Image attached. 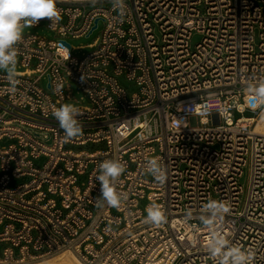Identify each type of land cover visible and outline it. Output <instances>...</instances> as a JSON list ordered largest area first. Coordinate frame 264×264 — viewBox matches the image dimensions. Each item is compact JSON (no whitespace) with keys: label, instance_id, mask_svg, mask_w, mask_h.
Here are the masks:
<instances>
[{"label":"built area","instance_id":"2783aa9c","mask_svg":"<svg viewBox=\"0 0 264 264\" xmlns=\"http://www.w3.org/2000/svg\"><path fill=\"white\" fill-rule=\"evenodd\" d=\"M125 2L120 16L110 0H57L59 21L33 26L54 37L28 32L16 45L15 88L0 72V264L65 251L82 264H220L214 236L226 241L222 251L240 248L264 264V135L253 131L264 109L254 95L264 83V0ZM97 19L104 29L92 52L74 56L68 38L90 36ZM194 33L202 40L192 50ZM72 82L83 131L66 142L53 112L75 100ZM90 143L106 148L67 147ZM107 159L125 165L119 208L96 206ZM152 159L163 183L146 176ZM210 201L229 207L211 227L202 219ZM150 205L166 223H145Z\"/></svg>","mask_w":264,"mask_h":264},{"label":"clouds","instance_id":"9594fccd","mask_svg":"<svg viewBox=\"0 0 264 264\" xmlns=\"http://www.w3.org/2000/svg\"><path fill=\"white\" fill-rule=\"evenodd\" d=\"M96 2L97 0H91L93 4ZM110 3L120 16L126 14L125 0H110ZM56 5L57 0H0V71L6 73L7 80L13 88L16 84V45L22 41L24 29L37 26L42 19H48L51 23L59 21L60 12ZM254 95L257 104L264 105V83L254 88ZM53 115L64 132L66 142L82 134L83 126L79 122V117L83 113L78 106L72 103L62 104ZM260 118L264 120V110L260 112ZM124 171L125 165L115 159L104 160L99 165V174L95 177L101 187V196L96 199L98 208L120 207L123 194L117 191L116 185ZM147 172L158 183H163L166 179V170L156 159L148 162ZM206 211L210 215L202 219L205 225L211 227L214 221L223 218L229 207L224 203L210 201ZM146 212L145 223L153 226L166 223V215L158 205H150ZM225 247L226 241L217 236H214L209 245L211 256L221 257L220 264H250L252 257L249 252L236 247L222 251Z\"/></svg>","mask_w":264,"mask_h":264},{"label":"rangeland","instance_id":"374dc122","mask_svg":"<svg viewBox=\"0 0 264 264\" xmlns=\"http://www.w3.org/2000/svg\"><path fill=\"white\" fill-rule=\"evenodd\" d=\"M104 29V22L101 21L99 23V27L90 35V36H85V37H81V38H72V37H69L68 38V42L72 45V47L74 48L72 50V53L74 56H77L79 58H82L84 57L85 55L89 54L90 52H92V48L88 47V45L94 43V41L101 35L102 33V30ZM28 32H33V33H38L40 35H43V36H47V37H54V34L52 32H50L47 27L45 26H42V27H38V28H34V27H31V28H25L24 29V34L28 33ZM202 40V35L199 34V33H194L192 39H191V49L192 50H195L196 46L198 43H200ZM17 66H16V70H17ZM0 72H3V71H0ZM5 73V72H3ZM120 81L121 83L128 89L129 93L132 94L134 92L137 91V87L135 84L133 83H130L128 82L125 77H121L120 78ZM72 84V90H73V93H74V98L75 100L74 101H71V102H66V103H72L74 105L77 104V101L78 99H80L81 96H83L80 88L78 87V85L76 83H71ZM42 85L44 87H47V79H44L43 80V83ZM248 116H250L251 114L250 113H246ZM236 116H239L238 114H236ZM13 141H8V140H5L4 142L1 143V145H6L8 143H11ZM67 147H70V148H73L75 150H88V151H95V150H99V149H104L106 148V144L105 143H98V144H93V143H90V144H87V145H83V146H72V145H68ZM45 162V158H42L40 160H37L35 161L36 163V166L40 167L43 165V163ZM243 176L240 178V184L243 185V187L245 188V190L247 191V188H248V185H249V179H250V166H246L244 167V170H243ZM148 178H151L152 176L150 174H147L146 175ZM30 180V177H23V178H20V179H13L12 183H11V186H17L19 184H22V183H25V182H28ZM246 197V194H243L242 195V201H244ZM148 201L147 200H141L140 201V208L142 209H145L146 205H147ZM115 212V210H113ZM115 229H119L120 227L119 226H113ZM0 229H2L0 227ZM6 246L5 243H0V253H2L4 247ZM63 254V253H62ZM61 253L59 254H56V255H53V256H47V257H43L41 259H37L35 261H32V262H28V263H25V264H34V263H37V262H40V261H44V260H48V259H51V258H56L59 256L62 255Z\"/></svg>","mask_w":264,"mask_h":264},{"label":"bare ground","instance_id":"6f19581e","mask_svg":"<svg viewBox=\"0 0 264 264\" xmlns=\"http://www.w3.org/2000/svg\"><path fill=\"white\" fill-rule=\"evenodd\" d=\"M254 121H255L253 128L254 133L259 135H264V120L260 118V113L258 114V116ZM34 264H82V263L74 255L73 252L65 251L61 256L58 255V257L56 258H51Z\"/></svg>","mask_w":264,"mask_h":264},{"label":"water","instance_id":"95a60500","mask_svg":"<svg viewBox=\"0 0 264 264\" xmlns=\"http://www.w3.org/2000/svg\"><path fill=\"white\" fill-rule=\"evenodd\" d=\"M98 22H99V19L96 20V22H95V26H94V29L97 28ZM65 43H66V42H65Z\"/></svg>","mask_w":264,"mask_h":264}]
</instances>
